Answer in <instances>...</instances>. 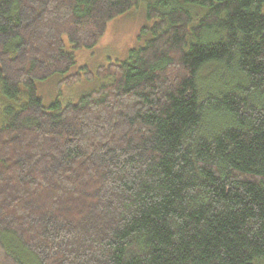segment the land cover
<instances>
[{
  "label": "trees",
  "instance_id": "obj_1",
  "mask_svg": "<svg viewBox=\"0 0 264 264\" xmlns=\"http://www.w3.org/2000/svg\"><path fill=\"white\" fill-rule=\"evenodd\" d=\"M47 74L108 82L44 108ZM0 99V264H264V0H0Z\"/></svg>",
  "mask_w": 264,
  "mask_h": 264
},
{
  "label": "rangeland",
  "instance_id": "obj_2",
  "mask_svg": "<svg viewBox=\"0 0 264 264\" xmlns=\"http://www.w3.org/2000/svg\"><path fill=\"white\" fill-rule=\"evenodd\" d=\"M152 24L153 21L146 17L145 2L140 1L136 6L130 7L127 11L109 20L103 35L91 48L70 49L67 37L64 35L65 49L73 51L75 61L68 73L72 74L76 71L85 73V69L93 71L100 65L126 60L131 50L142 47L152 37L150 31ZM45 76L47 78L37 83V93L44 108L52 102L60 105L75 102L81 95L108 82L107 78L86 80L80 77L72 85L61 84L59 86L57 81L61 79L60 75L47 74Z\"/></svg>",
  "mask_w": 264,
  "mask_h": 264
}]
</instances>
